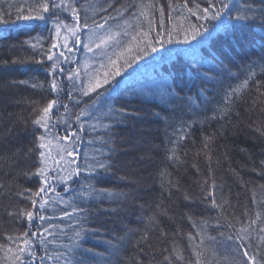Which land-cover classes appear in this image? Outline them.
Listing matches in <instances>:
<instances>
[{
    "label": "trees",
    "instance_id": "16d2710c",
    "mask_svg": "<svg viewBox=\"0 0 264 264\" xmlns=\"http://www.w3.org/2000/svg\"><path fill=\"white\" fill-rule=\"evenodd\" d=\"M61 2L0 0V264H246L244 250L255 257L247 264H264V0H225L216 20L195 7L209 0H76L79 47L93 20L121 33L109 83L88 95ZM20 9L45 18L17 20ZM169 32L160 47L157 33ZM60 52L71 57L52 73ZM53 100L46 132L34 122ZM81 109L90 115L76 121ZM40 151L56 177L43 209L31 202L47 187L35 174Z\"/></svg>",
    "mask_w": 264,
    "mask_h": 264
},
{
    "label": "snow or ice",
    "instance_id": "6c2138e0",
    "mask_svg": "<svg viewBox=\"0 0 264 264\" xmlns=\"http://www.w3.org/2000/svg\"><path fill=\"white\" fill-rule=\"evenodd\" d=\"M75 2L76 0H72L71 3H65V0H62L61 4H53V7H56V8H60V7H67L68 10L70 11V14L72 17L75 18V26L74 27H69L67 25H64V27L67 28L69 34H74L75 32H77L80 28V25H79V12H78V9L75 7ZM230 2V0H229ZM186 6V4H185ZM109 7H111V5H109ZM196 9L198 12L202 13L200 15V19L201 20H207L209 18L213 19V20H216L218 18H220L221 14L225 11H228L229 10V6H228V2H225V0H219V3H215V2H212V0H209V3H208V7H205V8H200L199 4H197L196 6ZM102 10H106V9H102ZM23 11H29L31 12V9H20L18 10V14L16 16V19L17 20H20V19H24V20H30V19H40V20H43L45 17L44 15L42 14H37L35 16H32V15H28V16H23L19 13H22ZM49 11V4L47 2H44L40 5V12L42 13H48ZM246 11H252L251 8L249 9H246ZM262 11H264V9H262ZM161 12H163V9L161 8ZM188 12L191 13L192 12V9L191 8H188ZM119 14V13H118ZM143 15V13H141ZM109 19H111V17H109ZM236 19H244V20H247L249 19V16L247 15H243V14H238L236 16ZM150 23V22H149ZM108 24V19H104L102 22H96L95 20H93V26L96 30H103L104 31V36L103 37H100L99 38V43L96 44V47L97 49L101 48V46H107L109 44L110 41H113L115 42L117 37L121 35L120 32H113L111 31L110 29L106 28V25ZM84 28H88L89 25L87 23H85L83 25ZM60 29H61V24L60 23H57L56 26H55V31L57 33V35H59L60 33ZM206 31V29H205ZM200 33V28L199 27H193L192 30H191V35H189L187 32H185L184 34V40L185 42H188L190 39L191 40H194L196 38L197 35H199ZM128 35H130V33H128ZM142 35L147 37L148 36V32H142ZM226 37L228 38H231V32L228 31L225 33ZM157 39L161 41L160 43V47H163V44L164 43H171L172 42V39H173V36H172V33H165V35H160L159 33H157ZM131 40L132 41H136V37L135 36H131ZM59 46H62V47H67V38H65V42L63 45H59ZM53 48H57L58 45L57 44H53L52 45ZM131 47V46H130ZM146 47L148 48H151V51L155 52L157 49L155 47H152V40H148L147 41V44H146ZM130 50V48L128 49ZM69 51H71V49H69ZM89 51H92V48L89 47ZM59 57H64V53L63 52H60L59 53V56L56 60V63L53 65L51 71L52 73H57V72H60V73H63V69L62 68H57L56 67V64L59 63ZM47 59L48 60H53V56L52 55H48L47 56ZM64 59H67V57H64ZM135 59H139V56L135 57ZM261 59H264V57H262ZM115 63V62H113ZM119 71L120 69L117 68L116 69V72L115 74L118 75L119 74ZM251 73H250V77L251 78ZM69 79H72V76H69L68 77ZM109 83V78L106 74L105 78L103 79V81L101 82V80L97 79L95 81V83H90L89 86H88V91L87 92H84V95H88L89 93L91 92H96L99 88L103 87V85H106ZM248 84V80L246 79L244 82H243V85L242 87H246ZM58 84L56 82V79L53 78L52 82H51V88L53 91H56L58 89ZM171 95V94H170ZM177 98H179V96H177ZM56 104V101L53 100L51 102H49L47 104L46 107L43 108V115H41L34 123L36 125H40L42 126L45 131L47 132V129H48V124H47V117H48V114L49 112L52 110L53 106ZM65 108L67 110V106L65 105ZM121 114L122 115H128V113L125 112V110L121 109L120 110ZM85 115H90V113H87L84 109H81L80 111V114L79 115H76L75 116V120L76 121H79L81 119L82 116H85ZM81 129H83L84 125L81 124L80 125ZM73 136L76 135V133H72ZM38 139L40 141H44L45 140V136H40L38 137ZM63 139L65 141H67L69 139L68 136H65L63 137ZM39 148L41 149H47L48 148V145L45 144V143H40L39 144ZM40 157L42 158V166L40 168L37 169L36 171V175H38L39 177H42V185H47V187H44V186H41L39 188V190L37 192L34 193V195L36 197H39L41 199V202L38 204L37 203V200L33 199L31 202L33 204L34 207H37L39 209H43L45 207V204H47V200H45L42 196V194L44 193H47V192H50L52 191L53 189V181L55 180V175L53 174V179L50 180L49 179V174H48V169L46 168L45 164H46V161L43 160V158H45V151H40L39 153ZM69 155H71V153H69ZM58 163V162H57ZM110 167V165H107L105 163H98L97 164V168L98 169H103V170H107L108 168ZM78 171L76 172V174H78ZM68 179L71 178V174L69 175V177H67ZM64 179L65 178H60V182H64ZM30 192V190H29ZM99 195L101 197H107V196H111V195H114L112 193H109L107 190H102ZM65 215H68V213H65ZM26 216L28 218L29 221H32L33 219V212L29 211L26 213ZM38 220H40L41 222L45 221L46 220V217L44 216H37L36 217ZM52 227V225H49L48 228H44L43 229V232L44 233H48L49 235H51L52 233L50 232V228ZM24 236H27V233H24L23 234ZM41 235H43V233H41ZM76 236L77 238L80 237V233H76ZM146 239V237H144ZM9 239H11V237H9ZM22 243L25 245V246H28L30 245V241L28 239H24L22 241ZM40 243H43V240L40 241ZM20 252L23 253L24 252V248H21L20 249ZM243 255L245 257H247V261H246V264L248 261H254L255 260V257L254 256H249L248 255V252L247 250H244L243 251ZM29 257L31 259H35V257H32V254L29 253ZM19 259V257L17 258ZM167 260V258H166ZM41 264H43V259L41 258Z\"/></svg>",
    "mask_w": 264,
    "mask_h": 264
},
{
    "label": "rangeland",
    "instance_id": "374dc122",
    "mask_svg": "<svg viewBox=\"0 0 264 264\" xmlns=\"http://www.w3.org/2000/svg\"><path fill=\"white\" fill-rule=\"evenodd\" d=\"M69 25L72 26V24ZM87 35V39L82 48L77 44V34L74 33L71 35L72 37H70V39L74 40L75 44H70L71 46L69 49H71V51L68 49V54H72V58L77 55V59H80L82 70L87 72L84 83L88 88L90 83H95L97 79L102 82L106 74L107 76L109 75L114 60L107 54L108 48L110 45H113L111 41L107 46H101L99 49L96 47V44L99 43V38L104 36L103 30L90 31ZM89 47L92 48V51H89ZM70 57L71 56H67V58Z\"/></svg>",
    "mask_w": 264,
    "mask_h": 264
}]
</instances>
